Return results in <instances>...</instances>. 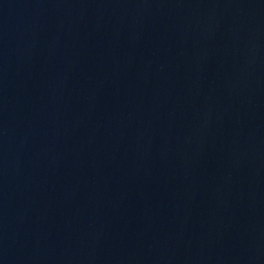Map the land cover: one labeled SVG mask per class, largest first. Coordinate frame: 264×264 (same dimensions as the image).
<instances>
[{
    "label": "water",
    "instance_id": "water-1",
    "mask_svg": "<svg viewBox=\"0 0 264 264\" xmlns=\"http://www.w3.org/2000/svg\"><path fill=\"white\" fill-rule=\"evenodd\" d=\"M0 264H264V0H0Z\"/></svg>",
    "mask_w": 264,
    "mask_h": 264
}]
</instances>
